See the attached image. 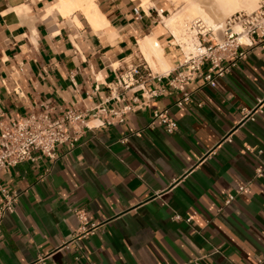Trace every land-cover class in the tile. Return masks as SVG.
<instances>
[{"label":"crops","instance_id":"obj_1","mask_svg":"<svg viewBox=\"0 0 264 264\" xmlns=\"http://www.w3.org/2000/svg\"><path fill=\"white\" fill-rule=\"evenodd\" d=\"M94 2L103 29L80 13L47 16L58 0H0L5 119L44 102L129 108L122 123L82 130L57 147L54 161L0 170V206L1 189L17 197L0 220V264L253 263L264 254V42L215 88L191 82L182 112L167 86L182 55L155 14L161 0L146 10L140 0ZM147 37L166 69L140 49ZM130 67H140L141 86L128 92L116 83ZM163 110L178 125L173 134L153 121ZM74 210L94 225L90 234L78 237Z\"/></svg>","mask_w":264,"mask_h":264},{"label":"built area","instance_id":"obj_2","mask_svg":"<svg viewBox=\"0 0 264 264\" xmlns=\"http://www.w3.org/2000/svg\"><path fill=\"white\" fill-rule=\"evenodd\" d=\"M164 13L162 8L155 10L156 16ZM172 39L182 59L170 72L167 86L179 94L175 106L185 112L192 102V93L187 90L191 82L201 79L204 85L215 88L239 62L246 59L254 46L264 42V1L254 11L230 15L218 23L215 29L206 28L199 18L194 19L178 39L174 36ZM139 82L140 67H130L121 73L116 87L129 92L139 88ZM164 92V89L158 93L153 91L149 96ZM196 105L198 108L203 107L202 102ZM128 111L129 108L117 110L105 104L86 108L44 102L39 106H31L15 119H5L0 113V170L22 162L35 163L44 157L54 161L56 148L76 142L82 130L98 129L114 122L122 123ZM153 121L159 123L167 134H173L178 129L176 121L165 110L154 111ZM261 177L263 171L256 169V178ZM245 190L246 187H239L237 193ZM1 192L4 202L0 206V220L6 213H14L17 201L16 195L8 194L5 189H1ZM232 200L233 197L229 196L225 204ZM74 214L80 222L76 231L78 237L90 234L94 225L87 228L86 214L82 210H74ZM172 220L180 221L181 218L174 215ZM249 264H264V254Z\"/></svg>","mask_w":264,"mask_h":264},{"label":"bare ground","instance_id":"obj_3","mask_svg":"<svg viewBox=\"0 0 264 264\" xmlns=\"http://www.w3.org/2000/svg\"><path fill=\"white\" fill-rule=\"evenodd\" d=\"M180 1L184 3L182 9H180V11L172 15L170 18L166 19L165 22H163L165 23L164 26L168 28V30L171 29V30H176L178 32L179 30L178 28L182 29L180 26H178L180 23L182 26V24L185 25L187 21H190L191 19L194 20L197 18L203 21L206 28L215 29L218 23L214 22L215 18L212 17V15H210L209 12L211 13L219 12V14L226 17L240 11L251 12L256 9V6L258 5L259 1H264V0H180ZM147 3H149V0H140V4H141L140 7L146 10ZM23 8L24 9H19V10L22 11L27 10V8L25 7ZM45 10L47 16L52 10H58V13L60 12L63 18H70L71 15L73 16V14L75 13H80V15L82 14L85 20L95 30L103 29V27L106 26V24L108 23L105 20L104 16L99 11L94 0H58L57 4L48 7ZM73 20L75 24H77L78 26L80 25L76 17ZM171 32L174 33L173 31ZM139 45H140V49L142 50L147 60L150 61L151 58H154L160 63L163 69L167 68L161 57L160 45L154 38L147 37L144 41L140 42Z\"/></svg>","mask_w":264,"mask_h":264},{"label":"rangeland","instance_id":"obj_4","mask_svg":"<svg viewBox=\"0 0 264 264\" xmlns=\"http://www.w3.org/2000/svg\"><path fill=\"white\" fill-rule=\"evenodd\" d=\"M261 2H263V1H259V3L256 6V8L259 6V4ZM149 4H150V2L147 3L146 7H148ZM161 4H162L161 8L165 11V13L163 14V18H161V21H162V24H163L162 26H164L165 23H163V22H165L166 19H168L172 15L176 14L184 6V3H182V1H180V0H161ZM213 13L214 12H212V13L209 12V14L212 15V17L215 18V21H214L215 23H221L225 18L229 17V16L226 17V16H223V15L219 14V12H216L217 14L216 13L213 14ZM192 20L193 19H191L190 21H187V22L185 21L186 22L185 25L182 24L183 27L181 26V23L179 25L177 24L178 26H180L182 28V29L178 28L180 30V31L178 30V32L176 30H171V29H169V30L173 31V32L176 31L177 33L174 32L176 34H174V33L173 34L178 39L181 36V34L183 33L184 28L187 27Z\"/></svg>","mask_w":264,"mask_h":264}]
</instances>
